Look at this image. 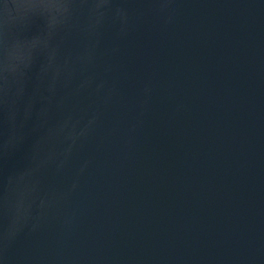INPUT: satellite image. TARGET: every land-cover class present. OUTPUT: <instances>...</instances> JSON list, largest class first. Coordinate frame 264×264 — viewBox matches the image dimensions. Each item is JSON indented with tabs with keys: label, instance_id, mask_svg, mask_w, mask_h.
Wrapping results in <instances>:
<instances>
[{
	"label": "water",
	"instance_id": "water-1",
	"mask_svg": "<svg viewBox=\"0 0 264 264\" xmlns=\"http://www.w3.org/2000/svg\"><path fill=\"white\" fill-rule=\"evenodd\" d=\"M0 0V264H264V0Z\"/></svg>",
	"mask_w": 264,
	"mask_h": 264
},
{
	"label": "clouds",
	"instance_id": "clouds-1",
	"mask_svg": "<svg viewBox=\"0 0 264 264\" xmlns=\"http://www.w3.org/2000/svg\"><path fill=\"white\" fill-rule=\"evenodd\" d=\"M61 4L64 5L68 15L65 18V23L71 18V15L77 10L78 6L81 3V0H59Z\"/></svg>",
	"mask_w": 264,
	"mask_h": 264
}]
</instances>
